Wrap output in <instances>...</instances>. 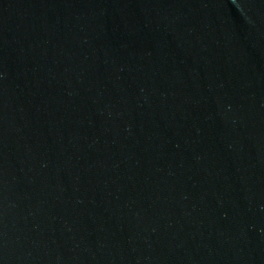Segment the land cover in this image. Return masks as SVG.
<instances>
[{
  "label": "water",
  "instance_id": "water-1",
  "mask_svg": "<svg viewBox=\"0 0 264 264\" xmlns=\"http://www.w3.org/2000/svg\"><path fill=\"white\" fill-rule=\"evenodd\" d=\"M0 264H264V0H0Z\"/></svg>",
  "mask_w": 264,
  "mask_h": 264
}]
</instances>
